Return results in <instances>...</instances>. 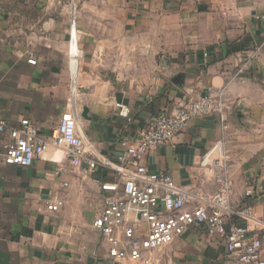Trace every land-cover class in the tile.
Here are the masks:
<instances>
[{
	"label": "crops",
	"instance_id": "crops-1",
	"mask_svg": "<svg viewBox=\"0 0 264 264\" xmlns=\"http://www.w3.org/2000/svg\"><path fill=\"white\" fill-rule=\"evenodd\" d=\"M206 95L225 102L226 129L216 115L197 119L138 164L212 193L217 172L201 161L221 142L230 203L264 218L263 145H251L264 136V0H0V118L9 124L26 118L49 136L70 104L85 146L115 164L152 116ZM82 107L90 120L80 117ZM250 124L259 137L239 130ZM5 140L0 135V264H141L110 259L91 226L103 206L100 184L113 182L114 171L71 168L57 149L30 167L6 165ZM236 142L250 145L237 153ZM53 195L63 201L58 213L45 207ZM136 230L144 236L147 224ZM223 254V242L188 230L150 258L223 264Z\"/></svg>",
	"mask_w": 264,
	"mask_h": 264
},
{
	"label": "built area",
	"instance_id": "built-area-1",
	"mask_svg": "<svg viewBox=\"0 0 264 264\" xmlns=\"http://www.w3.org/2000/svg\"><path fill=\"white\" fill-rule=\"evenodd\" d=\"M70 41L74 42L73 33ZM70 51L77 55L75 43ZM258 54L256 48L251 57ZM27 62L35 64L32 58ZM118 109L120 116L127 117L125 107L118 105ZM211 115L220 118L225 130L228 114L220 96L178 100L170 110L152 116L141 129L138 142L125 145L115 164L99 160L85 146L77 113L70 104L65 106L49 136L41 134L26 118L11 124L0 118V135L6 136L2 160L6 165L30 167L49 149H57L63 152V163L71 168H83L86 173L100 167L114 171L113 182L100 184L105 193L103 206L91 224L107 244L108 257L114 261L152 264V253L170 246L188 230H199L223 242V264H264V218L248 206L230 203L231 184L225 177L221 142L201 161V167L217 172L214 181L218 189L212 193L177 186L169 175L151 173L138 164L150 151L171 144L191 122ZM251 194V190L245 192L247 197ZM62 206L63 201L56 195L45 200L49 212L58 213ZM140 221L147 224L144 236L137 234Z\"/></svg>",
	"mask_w": 264,
	"mask_h": 264
},
{
	"label": "rangeland",
	"instance_id": "rangeland-1",
	"mask_svg": "<svg viewBox=\"0 0 264 264\" xmlns=\"http://www.w3.org/2000/svg\"><path fill=\"white\" fill-rule=\"evenodd\" d=\"M252 126H254V125H251L250 124V127H248V128H245L244 126H241L239 128V130L242 133H244L245 135L246 134L247 135H255V136H258L259 137L260 136L259 131L256 130V127L255 126L254 127H252ZM234 140H237V139H234ZM258 141L259 142H255L254 144H251V145L258 146V148H260L261 145H263V152H264V136L262 137V139H260ZM237 144H238V142H236V144H233V148H234L235 152H237V153H240L241 152V150H242L241 147H246V146L250 145L249 142H242L240 145H237ZM215 156L216 155H212V158H214Z\"/></svg>",
	"mask_w": 264,
	"mask_h": 264
},
{
	"label": "water",
	"instance_id": "water-1",
	"mask_svg": "<svg viewBox=\"0 0 264 264\" xmlns=\"http://www.w3.org/2000/svg\"><path fill=\"white\" fill-rule=\"evenodd\" d=\"M241 114L238 112V116H240ZM80 117L84 120H90L89 116H88V110L86 107H82L80 110ZM159 204V202H158Z\"/></svg>",
	"mask_w": 264,
	"mask_h": 264
}]
</instances>
